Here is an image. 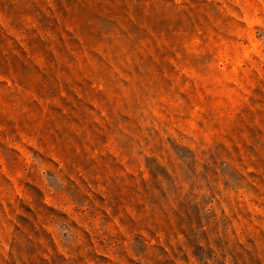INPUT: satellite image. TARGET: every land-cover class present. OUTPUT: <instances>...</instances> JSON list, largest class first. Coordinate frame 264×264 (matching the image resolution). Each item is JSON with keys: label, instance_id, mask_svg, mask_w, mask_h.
I'll return each mask as SVG.
<instances>
[{"label": "rangeland", "instance_id": "rangeland-1", "mask_svg": "<svg viewBox=\"0 0 264 264\" xmlns=\"http://www.w3.org/2000/svg\"><path fill=\"white\" fill-rule=\"evenodd\" d=\"M0 264H264V0H0Z\"/></svg>", "mask_w": 264, "mask_h": 264}]
</instances>
